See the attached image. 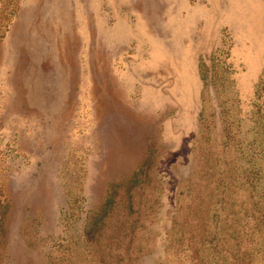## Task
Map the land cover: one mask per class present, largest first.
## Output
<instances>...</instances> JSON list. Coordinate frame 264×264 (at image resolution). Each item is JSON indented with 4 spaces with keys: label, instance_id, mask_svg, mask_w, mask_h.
Instances as JSON below:
<instances>
[{
    "label": "rangeland",
    "instance_id": "rangeland-1",
    "mask_svg": "<svg viewBox=\"0 0 264 264\" xmlns=\"http://www.w3.org/2000/svg\"><path fill=\"white\" fill-rule=\"evenodd\" d=\"M0 264H264V0H0Z\"/></svg>",
    "mask_w": 264,
    "mask_h": 264
}]
</instances>
